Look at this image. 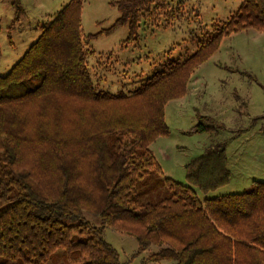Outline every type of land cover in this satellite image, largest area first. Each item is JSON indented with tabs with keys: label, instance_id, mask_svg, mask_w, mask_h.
Segmentation results:
<instances>
[{
	"label": "trees",
	"instance_id": "obj_1",
	"mask_svg": "<svg viewBox=\"0 0 264 264\" xmlns=\"http://www.w3.org/2000/svg\"><path fill=\"white\" fill-rule=\"evenodd\" d=\"M165 0H119L131 34L174 11ZM166 11V12H165ZM82 2L70 0L5 76H0V257L45 263L76 248L82 264H122L106 226L135 237L148 261L264 264V182L200 202L230 180L223 144L186 165V185L165 179L169 195L142 203L136 187L162 174L150 145L168 136L165 106L185 96L192 72L224 37L264 31V0H243L190 57L155 71L140 88L109 94L92 83L82 44ZM83 214L98 217V226Z\"/></svg>",
	"mask_w": 264,
	"mask_h": 264
},
{
	"label": "rangeland",
	"instance_id": "obj_2",
	"mask_svg": "<svg viewBox=\"0 0 264 264\" xmlns=\"http://www.w3.org/2000/svg\"><path fill=\"white\" fill-rule=\"evenodd\" d=\"M69 1L0 0V76L7 75ZM117 1L81 0L86 67L97 89L109 94H129L155 71L190 57L243 2L165 0L174 19L167 24L164 13L156 25L140 23L131 34L127 25H116L121 14L111 3ZM164 118L168 136L150 145L163 173L152 171L137 185L142 203H157L169 195L165 179L186 185V165L216 144L225 146L230 180L208 193L192 187L200 202L240 194L254 182H264V31L247 29L224 37L219 49L192 72L185 96L167 103ZM83 217L100 224L98 217ZM104 239L122 264H175L148 261L159 246L139 250L135 237L112 227H105ZM0 264L33 263L0 257ZM43 264H82V259L76 248H59Z\"/></svg>",
	"mask_w": 264,
	"mask_h": 264
},
{
	"label": "crops",
	"instance_id": "obj_3",
	"mask_svg": "<svg viewBox=\"0 0 264 264\" xmlns=\"http://www.w3.org/2000/svg\"><path fill=\"white\" fill-rule=\"evenodd\" d=\"M161 171H162V169H161ZM162 173H163V171H162Z\"/></svg>",
	"mask_w": 264,
	"mask_h": 264
}]
</instances>
